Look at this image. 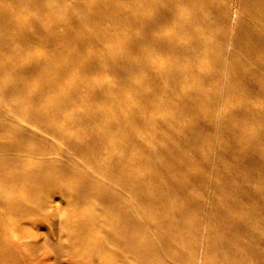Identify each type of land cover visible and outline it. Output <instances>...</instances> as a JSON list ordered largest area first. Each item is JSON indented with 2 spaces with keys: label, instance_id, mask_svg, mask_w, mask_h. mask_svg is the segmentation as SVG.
Listing matches in <instances>:
<instances>
[{
  "label": "bare ground",
  "instance_id": "obj_1",
  "mask_svg": "<svg viewBox=\"0 0 264 264\" xmlns=\"http://www.w3.org/2000/svg\"><path fill=\"white\" fill-rule=\"evenodd\" d=\"M250 2L248 11L254 26L244 27L236 40L226 36L224 29L217 33L210 29V45L195 41L199 30L195 31L190 20H184L186 11L201 7L195 0H140L130 25V46L137 52L136 33L148 32L155 24L147 20L150 7L161 11L157 23L174 20L179 24L170 37L159 30V37L166 40L154 47L169 55V64L142 60L136 66L159 83L172 84L173 88L166 89L165 101L170 108L178 103L175 115L180 118L193 117L198 111L205 114L201 104L186 97L184 86L205 81L218 84L211 93L202 91L210 98V132L198 133L192 125L187 127L182 143L198 153V142L212 148L220 139L223 146L230 148L233 162L219 157L213 164L210 154L204 153L202 171L193 173L197 164L192 162V156L184 154L182 143L173 141L181 136L176 122L158 117L159 97L138 89L135 92L142 96L147 112L139 118L135 110L138 106L133 105L132 120L136 125L130 124L131 134L123 138L125 144L121 148H114L118 136L109 134L116 127L115 121H110L107 128H94L93 132L100 139L102 150L112 148L122 158L129 154L136 164L153 168L140 173L121 163L118 169L128 170L135 185H130L127 178L122 189H117L114 184L119 180L109 174L113 168L101 158L89 161L88 168L66 165L59 171L69 174L84 168L91 174L104 172L107 176L93 175L88 186H81L57 169L48 171L40 176L43 183H55V193L50 195L39 193L36 183L16 184L12 177H4L0 190L10 193L0 196V264H264V110L258 107L264 102V0ZM232 14L235 17L237 11L229 13L224 8L220 17L225 20ZM39 17L50 25L39 24L32 38L52 42L59 32L52 24L55 15ZM209 19L202 14L191 18L194 23H207ZM184 32L193 40L190 48L180 47V33ZM196 62L214 67H201L195 74ZM68 100L52 102L47 113L78 123L62 115ZM232 100L238 103L235 110L225 105V101ZM78 114L80 121H87L86 111ZM1 127L5 130L9 125L3 123ZM158 137L171 146L153 147L151 143ZM129 146L141 147L148 157L133 156ZM177 155L185 159L182 164L177 162ZM166 160L169 165L161 168ZM71 186L76 187L74 193ZM23 189L29 191L22 193ZM149 192L154 199L146 195ZM8 206H13L12 211L5 210ZM6 215L14 220L4 218ZM34 219L40 220L39 230L44 229L46 234L35 231L38 227Z\"/></svg>",
  "mask_w": 264,
  "mask_h": 264
},
{
  "label": "rangeland",
  "instance_id": "obj_2",
  "mask_svg": "<svg viewBox=\"0 0 264 264\" xmlns=\"http://www.w3.org/2000/svg\"><path fill=\"white\" fill-rule=\"evenodd\" d=\"M139 1L0 0V186L4 184V177H12L16 184H24L27 181L36 183L40 186L38 192L43 195L54 194L55 183L46 184L41 180L45 172L56 169L58 172L60 167L73 164L88 168L87 163L96 158H101L113 168L109 174L112 179L115 177L119 180L114 184L117 189H122L124 181L129 179L128 170L118 169L121 163L136 168L140 173L152 169V166L136 164L129 159V154L122 158L115 154L112 148L102 150L100 139H97L93 132L94 128H107L110 121H115L116 127L111 128L109 134L118 136L119 140L114 148H121L125 144L123 138L126 139L131 134L130 124L136 125L132 120L133 105L138 106L135 110L139 113V118L144 117L143 114L147 112L142 104V96L135 92L138 89L159 97L161 113L158 112V117L176 122L178 134L181 135L173 140L175 143H182L183 138L187 136V127L192 125L197 127L198 133L210 132V98L208 95H202V91L211 93L218 88V84L205 81L184 86L186 97L201 104L205 114L198 111L193 117L180 118L175 115L178 103L170 108L165 101L168 95L166 89L173 88L172 84L159 83L145 69L136 66L142 60H151L160 65L169 64V55L157 52L154 47L162 45L166 40L159 37V30L166 37H170L177 32L179 26L174 20L167 24L157 23L161 11L157 7H150L147 20L155 24L148 32L136 33L135 41L139 45L135 52L129 41L132 33L130 25ZM250 1L195 0V4L201 7L186 11L184 20H190L195 31L199 30L195 41L202 40L210 45V29L216 33L224 29L226 36L236 40L244 27L254 26L253 17L251 18L248 11ZM224 8L229 13L237 11V14L235 17L232 14L231 18L221 19L220 14ZM51 13L55 15L52 24L57 26L59 31L54 34L53 41L33 39L39 24L50 25L40 18L39 14ZM198 14L209 17V21L192 22L191 18ZM186 34L180 33V47L190 48L193 46V40ZM231 45L232 48H237L234 41ZM207 55L212 56L209 53ZM240 55L241 59H244V55ZM202 65L195 63V74L201 67L205 70H212L214 67L210 64ZM100 89L102 93H99ZM63 99L69 100L62 115L74 118L78 123L52 117L47 113L52 102H62ZM180 99L178 97L179 102ZM251 102L254 104L256 100L252 99ZM225 105L231 110L238 107L236 100L225 101ZM258 107L264 110V102ZM79 111L88 113L87 121L78 119ZM3 123L9 125V128L3 130ZM151 144L156 148L171 146L163 137L155 138ZM215 144L216 146L211 148L204 142H198V153L194 148L181 144L184 154L192 156V162L197 164L192 168L193 173L202 171L200 163L204 153L210 154L213 164L219 157L226 162H233L230 148L223 146L220 139H217ZM129 147L133 156L148 157L141 147ZM176 159L181 164L185 160L182 155H177ZM168 165L169 161L161 168L166 169ZM84 168L69 174L65 171L59 172L63 173L66 179L81 186H88L93 175L98 177L104 173L91 174ZM163 173L171 177L170 173ZM129 184L135 185V182L129 179ZM75 190L76 187L71 186V192L74 193ZM28 191L23 189L22 193ZM8 193L9 190H0V196H6ZM146 195L150 199L155 198L152 192ZM8 208L11 210L13 206H8L5 210ZM3 217L14 220L13 216ZM34 220L38 227L35 231L46 234L44 229L39 230L42 226L40 220ZM51 243L54 244L52 241Z\"/></svg>",
  "mask_w": 264,
  "mask_h": 264
}]
</instances>
